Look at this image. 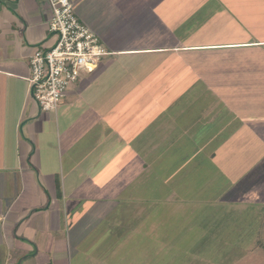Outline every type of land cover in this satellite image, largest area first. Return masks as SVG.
Instances as JSON below:
<instances>
[{"label":"crops","instance_id":"1","mask_svg":"<svg viewBox=\"0 0 264 264\" xmlns=\"http://www.w3.org/2000/svg\"><path fill=\"white\" fill-rule=\"evenodd\" d=\"M72 1L80 19L112 53L108 57L175 54L181 67L201 80L218 65L238 82L253 62L245 55L264 61L257 54L264 53V39H257L254 30L255 0ZM50 11L48 0H0V264H119L113 255L119 253L120 244L108 255L97 249L106 240H119L122 229L128 234L129 222H112L120 206L142 216L143 195L127 197V192L147 185L143 177L155 180L151 161L144 162L137 140L111 133L110 126L102 129L108 115L104 109L96 111L84 97L85 92L92 95L106 66L94 78H80L57 111L43 112L33 101L29 60L38 48L53 42ZM207 34L214 37L209 40ZM228 34L235 36L234 42L223 45L221 36ZM226 49L237 51L234 60L202 54ZM197 52L199 61L192 59ZM121 63L126 68L130 62ZM262 75L264 71L256 76ZM255 82L264 84V78ZM159 139L158 133L152 153L160 148ZM158 179L165 185L173 180L160 174ZM180 195L169 188L163 198L174 205ZM129 232L133 235L136 230Z\"/></svg>","mask_w":264,"mask_h":264},{"label":"rangeland","instance_id":"2","mask_svg":"<svg viewBox=\"0 0 264 264\" xmlns=\"http://www.w3.org/2000/svg\"><path fill=\"white\" fill-rule=\"evenodd\" d=\"M253 8L261 40L264 0H255ZM245 56L253 62L241 82L218 65L201 80L187 65L183 69L175 54L106 57L102 75V68L81 74L82 79L99 75L92 95L84 94L96 111L108 115L99 126L137 140L155 179L143 177L147 185L127 192V197L143 195V214L120 206L112 222H129L128 234L122 229L119 240H106L97 252L108 255L120 244L113 255L119 264H264V145L255 140L264 142V84L255 82L264 78L256 76L264 61ZM120 60L130 63L122 68ZM158 133L160 148L151 156ZM158 174L173 180L165 185ZM169 188L181 194L177 204L165 202Z\"/></svg>","mask_w":264,"mask_h":264},{"label":"built area","instance_id":"3","mask_svg":"<svg viewBox=\"0 0 264 264\" xmlns=\"http://www.w3.org/2000/svg\"><path fill=\"white\" fill-rule=\"evenodd\" d=\"M53 42L30 57L29 93L43 112L57 111L84 72L102 68L109 52L100 37L75 11L72 0H48Z\"/></svg>","mask_w":264,"mask_h":264},{"label":"trees","instance_id":"4","mask_svg":"<svg viewBox=\"0 0 264 264\" xmlns=\"http://www.w3.org/2000/svg\"><path fill=\"white\" fill-rule=\"evenodd\" d=\"M197 37H199V36H197ZM197 37L195 35L194 38L196 39ZM205 37L210 40L211 37H214V35L211 36L210 34H207V36H205ZM221 37L223 38V40H222V43H224L223 45H231V43L234 42L235 36L233 34H228V35H222ZM197 53H198V55H195L193 53L192 56H194V57L192 59L199 61V60H201V52H197ZM202 54H204V56H209V57L211 56L214 59H222V60H227V61L231 60L232 61L235 59L237 51L226 49V50L209 51V52H205Z\"/></svg>","mask_w":264,"mask_h":264}]
</instances>
